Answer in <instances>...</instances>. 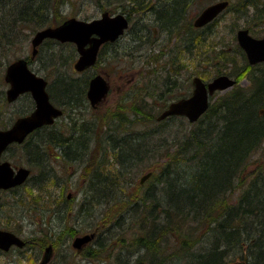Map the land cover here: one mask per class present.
<instances>
[{
  "label": "trees",
  "instance_id": "1",
  "mask_svg": "<svg viewBox=\"0 0 264 264\" xmlns=\"http://www.w3.org/2000/svg\"><path fill=\"white\" fill-rule=\"evenodd\" d=\"M119 1L129 21L133 16L149 20L140 22L138 34L133 28L135 34L127 38L133 43L128 51L116 50L119 41L106 43L96 66L109 61L118 64L121 58L132 64L141 60L146 73L130 89L129 108L120 106L98 118L92 116L91 121L85 118L92 111L85 93L92 75L86 72L84 77L73 78L74 46L50 39L43 41L33 60L24 54L34 33L65 20L62 8L72 1L0 0V86L7 64L24 57L49 81V98L65 115L53 126L35 130L21 145H11L5 155L20 154L31 170H40L41 177L51 162L57 161L65 170L85 163L79 173L82 197L76 206L60 196L64 210L38 207V202L47 205L49 199L54 200L50 192H43L45 183H40L30 186L37 191L34 198L14 190L7 217L20 206L37 211L39 224L48 233L32 241L41 248L51 243L53 249L58 235L50 236L53 216L65 227L73 219L87 221L84 229L95 232L94 239L79 255L62 239L61 246L71 253L61 264H264V63L249 66L237 44L235 51L243 64L234 65L222 47L210 53L208 43L221 39L216 25L223 16L204 28L193 27L188 10L195 0ZM262 2L243 0L235 11L246 16L252 11L251 19L260 20ZM161 38L172 48L159 49ZM144 45L151 46L147 52ZM200 45L206 48V65L217 76H232L237 83L247 78L248 85L236 84L211 97L208 110L194 124L179 117L158 122L155 101L168 98L166 94L183 71L180 61L184 56L192 59ZM155 47L159 49L156 54ZM164 52L168 60L157 70L154 67ZM116 70L125 72L122 66ZM159 73L165 74L161 85L151 82ZM19 100L25 108L3 123L5 111L1 109L7 102L0 92V128L31 111L28 95ZM48 148L54 154H48ZM145 171L151 175L140 184ZM81 231L71 222L58 237L70 238Z\"/></svg>",
  "mask_w": 264,
  "mask_h": 264
},
{
  "label": "rangeland",
  "instance_id": "2",
  "mask_svg": "<svg viewBox=\"0 0 264 264\" xmlns=\"http://www.w3.org/2000/svg\"><path fill=\"white\" fill-rule=\"evenodd\" d=\"M71 1H72L71 4L68 3L66 7L62 8L61 14L65 19L74 17L76 19L90 21L98 17L101 11H105V10H107L110 14L123 13L122 5L119 0H115L114 2L112 1L113 3H109V0H101L98 2H96L97 0H71ZM216 1H219V0H195L194 1L195 3H193V5L188 10V19L193 20L194 17L198 14V12L201 9L205 8V6L209 4L215 3ZM228 1H230L231 3L230 5L234 7L231 9L230 13L227 12L225 15H223V20L217 23L216 25L217 29L220 30V33H222L220 37L221 39L219 40V38H217V40L212 41L211 44L208 43V46L211 48V50L209 49V51L213 55H214V52H216L218 49L222 47L227 53V56L234 59V65H240V64H243L244 61H243V57L238 52L235 51V47H236L235 31L239 29V27H247L250 33H252L254 36L261 37V35L264 32V31H261L264 28V17L261 18L260 20H256V21L252 20L251 19L252 11H250L247 14V16L244 13L240 14L239 11L238 12L235 11V9L238 10L239 2L243 0H228ZM262 3L263 4L260 8L264 9V0ZM123 14L126 15L127 12L126 14L125 13ZM142 20L144 19L140 17L136 18L135 16H133V19L132 21H130V24H129V29L131 31H129L128 29V32H126V34L122 38H120L119 43L116 46L118 47L116 50H119L120 52L128 51V48H129L128 45L131 46L133 45V43L131 40L127 38H129V36L132 35V34L130 35V33L134 31V29L136 33L138 34L139 25H140V22H142ZM148 20H149V17L147 16L144 22ZM132 33L135 34V32H132ZM165 42L166 40L164 38H161V42L159 43V46H158L159 49L164 48L165 49L164 51H167L172 48V45L170 43L167 44ZM149 47L151 46L144 45L143 49L145 50V52H147L146 50H149L148 49ZM200 47L201 48H197L199 50H195L194 56L192 57V59L184 56V58L186 59H184L183 61H180L183 64V68L180 70H183V71H182V74L178 78H176L174 85L170 87L172 91L170 90L166 94L168 98L162 103L160 101H155L154 103L155 104L154 115L156 117L159 116V113L162 110H164V106H166L169 102L177 98L186 97L187 95H189L191 88H192L191 79L193 77H196L197 75V76H200L201 79L204 80L205 82H208L209 80H211V78H214L215 76H217L216 75L217 73L214 70V68L207 66L205 63L206 48H204L203 45H200ZM136 48H138V43H136ZM159 49L156 48V51L154 52V54L158 53ZM30 52H31V46L29 43L24 54L26 56H29L31 55ZM148 54H151V52H149ZM168 57L169 55H167L166 52H164L162 54V60L160 61V64H157L154 68L157 70L160 69L164 61L168 60L167 59ZM109 62H107L106 66H105V63H101L97 65L96 67H93L84 72V73L87 72L90 75L96 74V73H104V74L106 73L109 77V83L111 85L110 91L108 93V97L98 106V109L87 112V116H85V118L90 119L91 121H93L92 116L94 118H98V116L105 114L110 110L113 111L114 109L117 108V104L125 108L126 106L122 105V102L120 100L121 96L119 94L124 92V89H126L127 87L125 85L126 81H128L130 77L132 76L135 77V74L137 73L135 71L138 70L139 71V83H141L140 82L141 78L143 77V75H145L144 73H146V69L142 67L141 60L138 61V69L134 67L132 68V65H133L132 61L130 60L126 61L125 58H121L118 64H115L114 62H111V61ZM214 64L218 65V62L216 59L214 60ZM120 66L124 68L125 72H120V70L118 71L116 70ZM32 67H33V70H35L36 68L35 63L32 64ZM70 73H72L73 78L74 77L75 78L84 77V73H77L73 71L72 65H71ZM37 74L39 76L42 75L41 72ZM163 76H165V74H163ZM163 76H161L159 73L156 78L152 77L151 82L152 81L157 82L158 84L161 85L162 84L161 80H163ZM171 77L173 76L171 75ZM135 79L137 80V77H135ZM2 81H3V77H2ZM237 85L240 87L241 86L246 87L248 85L247 78H242L241 80H239ZM6 89H7L6 85L0 86V92H3L4 95H5ZM22 106H23V103L21 100L15 103H7L4 106V108L1 109L2 111H5L4 115H2L1 122L5 123L9 119H12L13 117H15L16 113H18L20 109L25 108V106L23 107ZM64 118H65V115H64ZM47 151H48L47 152L48 154L53 153L50 148H48ZM5 157L10 158V160L8 159L7 160L14 167H22V166L29 167V165L26 164L23 158H21L20 154H15L14 157H12V155H6ZM83 164L85 165V163ZM84 165L78 166L77 168L71 166L65 170L62 167V165L59 164L57 161L51 162L50 165L45 166V168L43 169L44 174L46 173V175H49V178L45 177L46 175L41 177L40 170L38 168H34V170H31V173H30L31 177L28 182L29 184L24 185V187L20 190V193H22V195L24 193H29V195H32L33 196L32 198H34V196L37 195V191L35 189H30V186L34 184L45 183L42 185L43 192H46V191L50 192V196L54 197V200L49 199L48 200L49 204L47 205L44 204L43 202H38L37 203L38 207H42V206L51 207L52 206L51 208H54L56 210L57 209L59 211L64 210L65 207L61 201L62 197L60 196L68 198V200L72 201L74 205L76 206L82 197L81 194H79V188L81 187V179L79 178V175H80L79 173L81 171L82 166ZM146 172L147 171L143 172V176ZM50 176H52L53 179ZM141 176L142 175H140V177ZM62 190H64V193H62ZM14 195L15 193L13 192L2 194V199H1L2 205L0 206V229L4 228L5 230H10L12 232L16 231L17 234H19L22 237V239L24 240L26 239L30 241L32 240L35 241L47 235L48 230H46L44 226H42L41 228V224H39L40 223L39 213L37 211L35 212L28 211L26 206L24 207L20 206L17 209H13L14 210L13 214H11L10 217H7V211H6L7 204L15 200V198H13ZM47 199L48 198H46L45 200ZM55 202H58V204H56ZM9 218H12V220H10ZM57 218H55L54 216L52 217V219H55V221L52 222V225H51V230L54 232L50 234L51 237H54L55 234L59 235V233L64 231L66 227L70 226L71 222L75 228H77L78 230H83L81 232L83 233L90 232L88 229L87 230L84 229V225L87 223V221H83L82 219H80V221L73 219V221L71 220L67 222V226L65 227L64 222L62 223L60 219L57 220ZM40 230H42L43 232L42 233L38 232ZM81 232L79 233V235L82 234ZM58 235H56L57 238L55 237L56 239L54 242L56 243V248L53 249V252H52L53 256H51L52 259H51V262H49V264H61L60 261L63 260L64 256L66 254L70 256V253H71L69 252L68 248L65 250L61 246L63 242L62 239L66 240V244L69 245L71 248V242H72V239L75 237V235L71 236L70 238L64 237V235L62 238L60 236L58 237ZM39 252H38V248L35 247V248L28 249L26 253H24V255L21 257L16 255V253L11 254L9 257L0 256V264H38V261L40 257L42 256V254ZM33 253L37 254L38 260L35 263L29 258ZM78 260L79 259H76V261ZM79 264H92V263H89L87 261L86 262L82 261Z\"/></svg>",
  "mask_w": 264,
  "mask_h": 264
},
{
  "label": "water",
  "instance_id": "3",
  "mask_svg": "<svg viewBox=\"0 0 264 264\" xmlns=\"http://www.w3.org/2000/svg\"><path fill=\"white\" fill-rule=\"evenodd\" d=\"M227 5L228 1H220L205 7L194 19L193 25L198 28L204 27L222 13ZM127 25L128 19L125 16L120 13L109 15L106 11L91 21H82L71 17L59 26L46 27L36 32L30 40L32 54L36 55L37 48L46 39H54L60 43H74L78 57L73 64V69L83 72L96 64L100 46L106 42L117 41V38L122 36L128 28ZM236 40L244 51L250 66L264 62V35L260 39H256L246 29H239L236 32ZM4 80L9 84V89L6 92L7 101L14 102L20 94L29 93L34 100V110L31 114L15 120L9 129L0 130V191L19 186L29 177V169L22 167L14 171L7 161L1 160L4 151L12 143L21 144L33 130L43 127V125H52L54 118L62 115V111L50 103L46 91V80L32 72L24 58H19L7 65ZM192 80L193 92L191 96L172 102L157 118L158 121L177 115L185 117L190 123H195L207 111L210 96L215 92L230 89L235 84V80L226 75H219L207 84L198 76ZM108 90L109 84L101 74L91 78L86 91L90 105L97 106L106 98ZM149 176V173L145 174L140 179V183H143ZM92 237L93 234L75 238L73 247L77 250L81 249ZM14 244L18 247L25 245L15 234L0 230V249L8 250ZM50 252L51 246H48L40 264H46L49 261Z\"/></svg>",
  "mask_w": 264,
  "mask_h": 264
},
{
  "label": "flooded vegetation",
  "instance_id": "4",
  "mask_svg": "<svg viewBox=\"0 0 264 264\" xmlns=\"http://www.w3.org/2000/svg\"><path fill=\"white\" fill-rule=\"evenodd\" d=\"M134 68H137L138 69V64H133L132 65ZM132 67V68H133ZM135 72H137L136 74H135V77H137V80L135 79V77H130V79L128 80V81H126V89H124V92H122V93H120L119 95L121 96V102H122V105H124V106H126L125 108H123L122 107V109H126V108H129V106L127 105V103L126 102H128V101H130V96L133 94L132 92H130V89L135 85V84H140L139 83V71L137 70V71H135ZM105 75V77H107V82H108V84H110L109 83V77H108V75L105 73L104 74ZM121 78V77H120ZM110 87H111V85H110ZM110 91V90H109ZM129 92H130V94H129ZM87 103H88V105H89V102H88V100H87ZM90 106V105H89ZM120 106H119V104H117V108L116 109H118ZM91 109H92V107H91ZM116 109H114V110H116ZM121 109V110H122ZM93 110H95V109H93ZM97 110V109H96ZM113 110V111H114ZM64 115V114H63ZM63 117V116H62ZM61 118V117H60ZM36 130H38V129H36ZM35 131V130H34ZM33 131V132H34ZM30 180V179H29ZM29 180H27L25 183H23V185H21V186H18V187H12V189H9V190H7V191H2V194H5V193H15L16 191H14V190H16V189H19V190H21L23 187H24V185L25 184H27V182L29 181ZM13 190V191H12ZM2 194H1V199H2ZM2 205V200H1V202H0V206ZM0 230H4V228L3 229H0ZM17 235H19V234H17ZM20 236V235H19ZM21 237V236H20ZM21 239H22V237H21ZM23 241H24V243H26L25 244V246L24 247H18V246H12V247H10L8 250H5V251H1L0 250V256H2V257H4V256H7V257H9L11 254H15L16 253V255H18V256H23L24 255V253H26V251L28 250V249H30V248H35V247H37L38 248V252L39 253H41L42 254V256L40 257V259H39V261H38V264H40V262L42 261V259H43V256H44V251H45V248L46 247H48V245H51L52 246V244L51 243H48V245H45L44 247H38V245L36 244L35 245V243L33 242V241H30V240H24V239H22ZM30 260H32V261H34V263L38 260L37 259V254H35V253H33L30 257Z\"/></svg>",
  "mask_w": 264,
  "mask_h": 264
}]
</instances>
